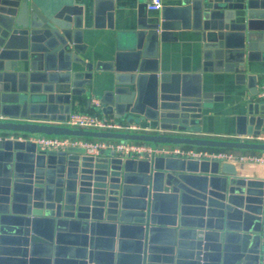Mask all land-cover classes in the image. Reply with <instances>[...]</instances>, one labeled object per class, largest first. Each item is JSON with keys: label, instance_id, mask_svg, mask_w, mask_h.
Segmentation results:
<instances>
[{"label": "water", "instance_id": "95a60500", "mask_svg": "<svg viewBox=\"0 0 264 264\" xmlns=\"http://www.w3.org/2000/svg\"><path fill=\"white\" fill-rule=\"evenodd\" d=\"M105 3L113 29V3ZM92 4L98 27L104 2ZM87 6L0 0V264H258L263 181L217 161L42 150L29 139L264 152L260 142L199 136L203 111L217 101L201 78L213 72L233 73L248 87L236 135L264 132L257 97L264 79L248 66L264 67V0H179L151 15L141 2L131 27L118 32L112 57L95 63L82 58ZM180 31L191 32L199 61L192 70L167 71L161 55ZM94 79L106 88L100 114L148 131L53 125L71 112L72 98L86 100Z\"/></svg>", "mask_w": 264, "mask_h": 264}, {"label": "crops", "instance_id": "0c3cea01", "mask_svg": "<svg viewBox=\"0 0 264 264\" xmlns=\"http://www.w3.org/2000/svg\"><path fill=\"white\" fill-rule=\"evenodd\" d=\"M88 2V19L84 22L83 44L86 46V53L82 58L93 63L97 61H106L112 57L115 50L116 36L119 31L131 27L134 23L138 5L148 0H112L113 29L107 25V0H94L104 2L99 8L102 12L98 13V27H94L95 20L92 19L93 0ZM179 5V0H162L163 6ZM145 12V11H144ZM147 12V11H146ZM146 14H157L149 13ZM178 39L164 46L161 60L164 59L167 71L179 72L183 70H192L197 66L198 56L195 55V46L192 42L191 32L180 31L175 34ZM249 73H254L260 81L264 79V67L261 63H250ZM104 76V75H100ZM98 77V76H97ZM94 79L91 88L87 91V98L74 97L71 100V112H93L86 101L92 97L99 98L100 94L106 89ZM203 91H209L217 95V101H213L209 110L203 111L201 118V131L199 136L214 139L234 140L241 136L235 133L236 117L244 114L247 104L250 102V93L246 83L239 84L235 80L233 73L213 72L203 73L201 78ZM264 81L258 85V91ZM111 119V118H110ZM259 136H264L261 132ZM241 139V138H240ZM238 153H241L240 151ZM228 164L241 177L255 179L264 182V164H255L250 162L220 163L222 167Z\"/></svg>", "mask_w": 264, "mask_h": 264}, {"label": "built area", "instance_id": "2783aa9c", "mask_svg": "<svg viewBox=\"0 0 264 264\" xmlns=\"http://www.w3.org/2000/svg\"><path fill=\"white\" fill-rule=\"evenodd\" d=\"M162 7V0H148L146 11L155 13ZM257 97L264 100V85L258 91ZM90 107L93 112L72 111L64 121L51 122L53 125L66 127L69 129H83L105 132H126L139 133L148 131L136 124L116 122L99 113L100 103L96 97L90 98ZM241 138V139H240ZM42 150H64L68 147H82L88 155H96L100 150H113L118 156L123 158H143L147 157H169L183 160L217 161L224 163L250 162L264 164V152L238 153L233 151H209L197 147L181 145H151L144 142L134 141H112L94 140L87 141L80 138L56 137V136H34L29 139ZM241 141L264 143V136H241ZM264 219V195L262 215ZM258 264H264V223L260 231V252Z\"/></svg>", "mask_w": 264, "mask_h": 264}, {"label": "trees", "instance_id": "16d2710c", "mask_svg": "<svg viewBox=\"0 0 264 264\" xmlns=\"http://www.w3.org/2000/svg\"><path fill=\"white\" fill-rule=\"evenodd\" d=\"M87 141H94L95 139H84ZM201 149H206L209 151H233V152H241V153H256L254 151H241V150H229V149H213V148H201Z\"/></svg>", "mask_w": 264, "mask_h": 264}]
</instances>
